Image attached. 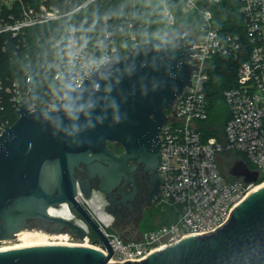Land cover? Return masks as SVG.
I'll return each instance as SVG.
<instances>
[{"label":"water","instance_id":"95a60500","mask_svg":"<svg viewBox=\"0 0 264 264\" xmlns=\"http://www.w3.org/2000/svg\"><path fill=\"white\" fill-rule=\"evenodd\" d=\"M194 42L193 33H147L126 57L116 47L80 87L73 81L75 70H66L64 97L54 108L31 110L28 99L21 101L18 120L0 136V241L14 239L36 219L57 224V232L64 227L85 238L84 227L76 221L50 215L52 206L66 203L86 219L99 237L95 242L101 239L109 254L84 245H36L0 251V264H111L112 245L84 206L90 200V178L102 171L94 160L109 163L111 168L104 171L114 175L130 161L146 164L158 174L155 196L161 194L160 132L166 111L191 85ZM116 115L120 123H113ZM108 142L126 151L118 156ZM228 175L247 183L259 181L258 171H251L242 159ZM112 264H264V186L248 195L214 232L186 237L142 261Z\"/></svg>","mask_w":264,"mask_h":264},{"label":"built area","instance_id":"2783aa9c","mask_svg":"<svg viewBox=\"0 0 264 264\" xmlns=\"http://www.w3.org/2000/svg\"><path fill=\"white\" fill-rule=\"evenodd\" d=\"M21 11L14 12L13 5H0V36L21 40L27 29L58 22L72 13L99 0H86L73 11L64 13L60 8L41 3L38 6L25 5L21 0ZM137 1V0H134ZM159 3L165 26L175 27L178 22L176 10L170 0H145ZM181 9L198 13L201 23L195 32L192 62L195 70L191 85L180 95L172 111L167 113V122L160 132L161 138V194L156 203L177 208L178 217L169 224L153 229L140 237L124 240L117 233L102 231L114 250V263L142 261L150 253L174 245L184 238L214 232L229 219L236 208L258 185L247 183L242 178L223 174L219 159L223 153L237 152L251 171H258L259 179L264 177V0H239L244 16L246 43L240 35L224 34L214 23L213 12L201 5L206 0H174ZM219 3L222 0H207ZM8 9L9 12L5 11ZM103 31L94 41H89L71 25L59 56L47 66L44 73L51 75L63 88L61 98L53 97L41 106L31 98L32 78L25 72L21 82L6 76L0 79V136L6 126L13 125L12 110H19L21 101L28 99L29 107L54 108L64 97L67 86L66 70H75L73 78L77 87L92 73L94 67L102 65L113 52H129L138 43L139 34L134 19L127 15L123 24L117 26L112 16L102 20ZM173 31V30H172ZM120 35H124L122 39ZM9 40H6L5 45ZM6 47V46H5ZM4 47V49H5ZM54 47L60 49L61 42ZM214 56L230 57L236 61L244 58L237 70V84L224 92L225 102L230 110L224 135L206 137L201 132V123L209 118L207 85L210 81L208 61ZM18 118L20 116L17 112ZM90 241L91 234L84 228ZM79 238V237H78ZM81 239V238H80ZM99 239V237H98ZM93 244L106 256L109 250L100 239ZM110 260V261H111Z\"/></svg>","mask_w":264,"mask_h":264},{"label":"trees","instance_id":"16d2710c","mask_svg":"<svg viewBox=\"0 0 264 264\" xmlns=\"http://www.w3.org/2000/svg\"><path fill=\"white\" fill-rule=\"evenodd\" d=\"M21 1L25 5L31 6H38L44 2L50 6L60 8L64 13H69L86 0ZM169 3L176 10L178 17L174 31H178L179 24L184 21L185 24L189 22L191 26L187 27L185 31L195 32L201 23V17L198 13L183 17L181 5H177L174 0H170ZM201 6H205L213 12L214 23L222 33L240 35L246 43L244 16L241 12L239 0H222L219 3L206 0L205 4ZM13 8L16 14L20 13L21 4L18 0L13 4ZM5 11L9 12L6 7ZM105 15L112 16L117 26L123 24L125 17L130 15L136 23L139 40L150 32L163 34L168 32V30L162 31L165 22L159 3H148L145 0H99L58 22L27 29L21 40L0 36V79L10 76V78L22 82L25 79V72L29 70L33 87L30 94L31 98L41 106H45L47 100L53 97L61 98L63 88L53 81L51 75L44 73V66L49 65L53 59L59 56L71 25L75 26L77 31L85 35L89 41H94L103 31L102 20ZM123 37L124 35L119 36L120 39ZM7 39L9 42L5 45ZM55 41L61 42L60 49L54 47ZM123 56L126 57L127 52H124ZM245 59L236 61L230 57L214 56L208 61L210 76L207 85L209 118L201 123L200 128L206 137H223L225 126L230 119V110L225 102L224 92L237 84V70L240 63ZM12 114V123L14 124L18 120V114L15 110H12ZM236 156L238 159L244 158L243 155ZM263 181L264 177L260 178L258 183Z\"/></svg>","mask_w":264,"mask_h":264},{"label":"flooded vegetation","instance_id":"af4514ba","mask_svg":"<svg viewBox=\"0 0 264 264\" xmlns=\"http://www.w3.org/2000/svg\"><path fill=\"white\" fill-rule=\"evenodd\" d=\"M108 148L118 156L126 151L122 145L115 142H108ZM94 163L101 164L102 171L96 170L90 178L89 189H86L90 200H88V204L84 202V206L101 230L107 228V230L120 235L124 240L140 237L142 235L141 222L145 217V212L154 207L158 197L155 196L159 190L157 186L158 174L146 164L138 161H130L127 169H123L115 175L104 171L111 168L109 163L98 160H94ZM81 176L87 178L85 173H81ZM50 213L76 221L80 226L89 230L94 240L98 239V235L91 225L70 204L52 207ZM28 229L48 233L65 232L64 227H61L60 232H57L59 229L57 224L40 219L30 221Z\"/></svg>","mask_w":264,"mask_h":264},{"label":"rangeland","instance_id":"374dc122","mask_svg":"<svg viewBox=\"0 0 264 264\" xmlns=\"http://www.w3.org/2000/svg\"><path fill=\"white\" fill-rule=\"evenodd\" d=\"M16 2V0H0V5H6L9 7L10 5H13ZM149 3V2H148ZM183 11V17L184 16H192V12H187L184 9ZM187 27H191L190 23L185 24L184 21L181 22L178 26V31H185ZM175 27H167L164 26V29L162 31L168 30L166 34H173ZM173 30V31H172ZM186 32H192L189 30H186ZM172 109H168L167 113L170 114ZM236 153V154H234ZM236 155H241L237 152H229L225 155L223 154L219 159V168L221 169L223 174L228 175V171L234 164V162L238 159ZM245 159V158H244ZM264 182V181H263ZM262 183V182H261ZM258 183V184H261ZM178 217L177 208L173 206H166L164 207L163 204L155 203L153 208L147 209L145 212V217L143 221L141 222V231L142 234H145L153 229L159 228L165 224H169L172 221H174ZM27 232H32V234H42L44 235L45 239H47L50 242H70V243H76V244H93L94 238H90V241L86 242L84 239H80L76 236H73L70 233H48V232H40V231H34L27 229L25 230ZM110 231V230H108ZM20 233V232H19ZM18 233V234H19ZM18 234L15 236L14 239L11 240H3L0 241V248L1 247H12L14 245L20 244L24 242L23 235L18 236ZM47 235V236H46ZM62 236V237H61ZM31 240H36V238H32Z\"/></svg>","mask_w":264,"mask_h":264},{"label":"bare ground","instance_id":"6f19581e","mask_svg":"<svg viewBox=\"0 0 264 264\" xmlns=\"http://www.w3.org/2000/svg\"><path fill=\"white\" fill-rule=\"evenodd\" d=\"M264 186V182H262L261 184H258L251 192L250 194H252L254 191L260 189L261 187ZM249 194V195H250ZM89 203V202H88ZM66 204V203H64ZM63 205V204H62ZM61 205V206H62ZM68 205V204H67ZM55 207V206H52ZM51 207V208H52ZM60 207V206H58ZM50 208V209H51ZM50 213V210H49ZM51 215V213H50ZM85 228V227H84ZM38 232V231H37ZM23 235L24 238V242L14 245L12 247H1L0 251H4V250H9V249H14V248H22V247H28V246H36V245H53V244H62V245H84V246H88V247H93L95 249H97V247H95L92 244H76V243H70V242H50L47 239H45L44 235L42 234H32V232H27V231H22L18 234V236ZM47 236V235H46ZM62 237V236H61ZM32 238H36V240H31ZM110 263H114V260H111Z\"/></svg>","mask_w":264,"mask_h":264},{"label":"clouds","instance_id":"9594fccd","mask_svg":"<svg viewBox=\"0 0 264 264\" xmlns=\"http://www.w3.org/2000/svg\"><path fill=\"white\" fill-rule=\"evenodd\" d=\"M88 107H92V105H88ZM113 108L116 109L118 112V105L113 102ZM82 109H76L75 111H81ZM68 114L71 118L75 119L74 111L72 108H68ZM100 123H103V118L100 119ZM121 122V117L119 115L114 116L113 123H120ZM92 127H95V125H92Z\"/></svg>","mask_w":264,"mask_h":264}]
</instances>
